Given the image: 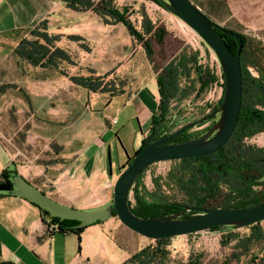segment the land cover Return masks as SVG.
Listing matches in <instances>:
<instances>
[{
	"label": "rangeland",
	"instance_id": "obj_1",
	"mask_svg": "<svg viewBox=\"0 0 264 264\" xmlns=\"http://www.w3.org/2000/svg\"><path fill=\"white\" fill-rule=\"evenodd\" d=\"M160 1L157 4L147 0H115L119 8L128 10L129 18L137 29L145 18L166 32L161 45L151 40V62L143 45L134 41L121 24L104 25L91 10L79 15H59L52 25L56 30L54 36H59L54 45L66 51L72 61V64L62 62L61 70L68 76H104V81L111 80L115 86L137 89L149 79H155L161 69L182 52L189 54L197 50L199 62L219 76L221 66L215 53ZM191 1L212 21L261 41L264 48V0ZM58 28L61 29L58 31ZM73 36L79 38L72 39ZM0 48V85L7 86L0 88V137L19 162L37 164L51 160L52 155L61 156L64 149L82 147L90 135L99 132L98 120H102L106 94L78 87L57 70L35 68L25 62L18 67L10 47ZM179 84L183 87L185 79L181 78ZM220 95V86L214 84L199 98L190 92L178 103L174 101V124L181 125L207 116L213 111L208 106L216 105ZM212 118L192 127L190 134L201 136L216 127L219 113ZM134 123L137 135H140L141 126L136 120ZM126 134L131 141V133ZM247 143L264 147V132L247 140ZM177 167L178 163L170 161L152 164L139 183L147 192H154L167 201L185 203L184 196L167 177L168 172ZM155 178L156 185L153 183ZM261 190L264 191V187ZM129 199L133 200L131 193ZM208 204L218 206L219 199L209 200ZM260 226L264 228V221ZM248 233L249 229L245 228H224L170 238V264H186L190 255L199 253L203 264H264V242L253 244L248 253L240 257L239 251L234 250L236 241L227 240L228 235L244 236ZM142 240L150 242L145 237ZM232 256H239V262Z\"/></svg>",
	"mask_w": 264,
	"mask_h": 264
},
{
	"label": "trees",
	"instance_id": "obj_2",
	"mask_svg": "<svg viewBox=\"0 0 264 264\" xmlns=\"http://www.w3.org/2000/svg\"><path fill=\"white\" fill-rule=\"evenodd\" d=\"M62 1L68 9L75 12L93 11L104 25L121 24L134 41L143 45L146 57L150 62L153 56L151 40L153 39L159 45L163 43L166 32L162 27H156L150 20L142 18L140 29H137L129 18L128 10L125 7L119 8L115 0ZM147 1L158 4V0ZM225 29L236 32L229 28ZM216 32L223 38L230 50L236 53V40L229 34L217 30ZM239 34L242 39L240 51L242 103L231 138L211 155L170 161L178 163V167L170 170L167 177L177 191L184 196L185 203L167 201L154 192H147L139 182L151 165L143 169L131 188L133 200L128 201L132 212L138 217H158L179 213L183 211L181 205L198 208H246L264 201V191L261 190V187H264V147L247 143V140L264 132V48L261 41ZM31 35L36 38L32 40L22 39L13 50L17 65L20 66L21 63L25 62L33 67L57 70L67 76L60 69V64L62 62L72 64V61L66 51L55 47L54 42L58 40L59 36L49 35L44 29L43 31L40 29L33 30ZM71 38L77 39L79 37L73 36ZM198 55L197 50L189 54L182 52L170 60L156 75L159 104L158 113L153 115L151 120L149 129L151 140L169 135L191 122L177 125V123L174 124L173 118V107L175 106L173 102L178 103V100L185 99L190 92L194 93V97L199 98L212 85L217 84L221 88L220 98L216 105L208 107L214 111L217 106L221 105L224 93L223 72L221 70L218 76L213 69L199 62ZM181 78L185 79L183 87H180L179 84ZM69 79L72 83L92 91V93L113 96L121 91L120 87L115 86L111 80L104 81V76H70ZM23 95L27 99L26 92ZM191 129L192 127L185 129L177 137L169 140L168 143L182 142L198 137V135L190 134ZM143 145L144 140L140 148ZM138 150L127 158L122 169L131 163ZM12 174H16V172L5 170L0 174V194L14 190L10 180ZM156 182L157 179L155 178L153 180L154 185ZM215 199H219V205L209 206L208 201ZM39 210L44 217L43 220L47 228L49 225H56L55 231L76 235L80 249L81 234L87 226L78 227L79 222L76 220L52 216L42 208ZM195 214L192 211H185L181 218L192 217ZM112 216H116L114 209H112ZM260 225L261 223H256L244 227L249 229L247 235L233 234L227 236L228 241H236L234 250L239 251L240 257L246 255L253 244L264 242V228ZM224 228L234 229L232 226H215L209 230L216 231ZM192 235L194 234L188 236ZM169 241L170 238L150 239L151 244L133 253L122 264H170ZM232 257L239 262V256ZM201 258L202 254L200 253L192 254L186 264H203Z\"/></svg>",
	"mask_w": 264,
	"mask_h": 264
},
{
	"label": "crops",
	"instance_id": "obj_3",
	"mask_svg": "<svg viewBox=\"0 0 264 264\" xmlns=\"http://www.w3.org/2000/svg\"><path fill=\"white\" fill-rule=\"evenodd\" d=\"M72 13L81 14L68 9L62 0H0V47L9 46L13 54L22 39L36 38L31 35L36 29L54 36L53 21L61 14ZM120 89L113 96L106 94L99 132L90 135L82 147L64 149L59 157L52 155L51 160L37 164L21 163L0 137V174L15 171L10 175L12 183L15 176H20L56 202L81 211L111 206L114 183L127 158L149 134L159 104L153 78L137 89L124 85ZM135 120L141 126L140 135ZM128 132L133 136L131 141ZM43 219L30 201L13 192L0 194V264H122L151 244L111 216L83 230L79 249L76 235L48 230Z\"/></svg>",
	"mask_w": 264,
	"mask_h": 264
},
{
	"label": "water",
	"instance_id": "obj_4",
	"mask_svg": "<svg viewBox=\"0 0 264 264\" xmlns=\"http://www.w3.org/2000/svg\"><path fill=\"white\" fill-rule=\"evenodd\" d=\"M161 5L181 19L211 48L219 60L224 75V93L221 105L209 115L185 124L175 132L151 140V133L144 139V145L138 150L131 163L124 168L114 183L111 206L92 211H81L60 204L40 191L20 176L13 178V194L24 198L44 209L52 216L76 220L78 227H86L104 221L116 211L119 221L131 231L151 240L174 238L207 231L215 226H232L236 229L264 221V201L246 208H198L181 205L183 211L158 217H138L128 201L131 188L143 169L158 162L198 158L211 155L224 146L234 131L242 103V76L240 69V51L242 39L238 32H230L212 21L191 0H161ZM229 34L237 42V52L233 53L223 38L216 32ZM219 113L217 126L196 138L168 143L185 129L202 124ZM185 211L196 214L181 218ZM1 264H14L2 262Z\"/></svg>",
	"mask_w": 264,
	"mask_h": 264
},
{
	"label": "built area",
	"instance_id": "obj_5",
	"mask_svg": "<svg viewBox=\"0 0 264 264\" xmlns=\"http://www.w3.org/2000/svg\"><path fill=\"white\" fill-rule=\"evenodd\" d=\"M57 229L56 225H49L48 230L55 231Z\"/></svg>",
	"mask_w": 264,
	"mask_h": 264
},
{
	"label": "bare ground",
	"instance_id": "obj_6",
	"mask_svg": "<svg viewBox=\"0 0 264 264\" xmlns=\"http://www.w3.org/2000/svg\"><path fill=\"white\" fill-rule=\"evenodd\" d=\"M179 21V20H178Z\"/></svg>",
	"mask_w": 264,
	"mask_h": 264
}]
</instances>
